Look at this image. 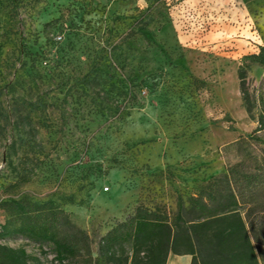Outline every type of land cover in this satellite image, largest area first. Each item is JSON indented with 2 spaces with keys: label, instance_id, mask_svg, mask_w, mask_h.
<instances>
[{
  "label": "rangeland",
  "instance_id": "rangeland-1",
  "mask_svg": "<svg viewBox=\"0 0 264 264\" xmlns=\"http://www.w3.org/2000/svg\"><path fill=\"white\" fill-rule=\"evenodd\" d=\"M263 43L264 0H0V203L50 199L90 244L59 262L49 243L0 241L32 264H116L99 239L136 206L172 217L262 147L264 67L247 69L250 113L237 67Z\"/></svg>",
  "mask_w": 264,
  "mask_h": 264
},
{
  "label": "trees",
  "instance_id": "trees-1",
  "mask_svg": "<svg viewBox=\"0 0 264 264\" xmlns=\"http://www.w3.org/2000/svg\"><path fill=\"white\" fill-rule=\"evenodd\" d=\"M250 64L264 67V43L258 51L244 54L237 67L241 99L250 113L246 73ZM264 79V78H263ZM257 126L248 137L262 145L210 175L196 193L176 197L172 217L159 208L136 206L133 214L118 221L100 237L98 255L107 263L165 264L170 252L190 254V264H260L253 241L264 235V99ZM8 213L0 223V239L21 234L37 243H49L59 262L89 252V235L74 225L68 213L52 200L24 197L4 200ZM252 236V238H251ZM130 244V254L117 250ZM0 264H32L26 250L0 241Z\"/></svg>",
  "mask_w": 264,
  "mask_h": 264
},
{
  "label": "crops",
  "instance_id": "crops-1",
  "mask_svg": "<svg viewBox=\"0 0 264 264\" xmlns=\"http://www.w3.org/2000/svg\"><path fill=\"white\" fill-rule=\"evenodd\" d=\"M190 254H174L170 252L167 256L165 264H190Z\"/></svg>",
  "mask_w": 264,
  "mask_h": 264
},
{
  "label": "built area",
  "instance_id": "built-area-1",
  "mask_svg": "<svg viewBox=\"0 0 264 264\" xmlns=\"http://www.w3.org/2000/svg\"><path fill=\"white\" fill-rule=\"evenodd\" d=\"M106 189H107V187H106Z\"/></svg>",
  "mask_w": 264,
  "mask_h": 264
}]
</instances>
